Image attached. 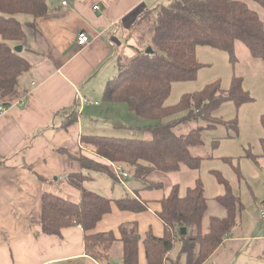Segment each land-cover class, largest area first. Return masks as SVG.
<instances>
[{"label": "trees", "instance_id": "16d2710c", "mask_svg": "<svg viewBox=\"0 0 264 264\" xmlns=\"http://www.w3.org/2000/svg\"><path fill=\"white\" fill-rule=\"evenodd\" d=\"M250 1H256L264 8V0H170L147 7L134 27L135 32H142L144 38L138 43L139 47L134 48L133 55L117 58L116 74L104 87V100L124 102L133 114L148 122L149 119L155 120L139 127L143 132L149 131L151 137L83 134L81 142L84 147H92L100 158L123 165L129 176L132 173L147 187L160 189L163 186L148 180L150 175L173 173L179 171L181 165L198 168L205 156L194 155L191 148L203 144L204 129L225 122L213 113L214 110L228 100L242 105L252 101L253 97L245 89L243 78L234 76L227 90L222 89L219 81H214L199 92L185 93L177 104L167 105V98L173 82L197 79L203 65L196 53L198 45L225 50L236 60V43L242 40L254 58L264 60V21L259 12L250 7ZM0 11V98H3L14 93L21 76L31 67V63L14 48V42L26 39L24 24L16 15L27 13L35 19L48 15L54 8L48 0H0ZM29 24L34 26L35 21ZM148 47L153 48L152 53L146 52ZM180 112H186V115L174 117ZM78 114L72 111L64 126L77 121ZM200 118L205 120L204 126L185 134L175 132L176 125ZM261 124L264 127V115ZM235 126L238 127L236 123ZM261 147L264 155V137ZM58 150L78 160L87 171L107 173L115 181L120 180L113 165L87 156L82 150ZM250 157L258 163L257 156ZM4 160L0 158V163ZM236 170L240 175L238 166ZM88 177L83 173L68 175V181L82 191L79 201L73 202L49 191L43 194L41 232L61 236L63 228L79 225L84 231L85 250L90 258L108 261L114 243L121 241L123 264H139L141 236L137 222L120 224L119 239L114 231L92 230L104 214L112 210L113 201L85 188L83 182ZM217 177L227 188L224 194L214 198L222 208L217 214H208L210 198L205 195V185L200 178L184 195L180 193V185L174 184L170 194L160 199L162 209L158 214L163 220L165 233L158 237L149 231L144 238L148 264H166L177 242H180L179 254L171 264H179L182 255L186 257V264H203L226 238L240 232L245 205L220 172ZM114 201L124 210L145 211L148 208L147 200L135 195L127 194ZM183 227L187 229L185 234L182 233Z\"/></svg>", "mask_w": 264, "mask_h": 264}, {"label": "crops", "instance_id": "0c3cea01", "mask_svg": "<svg viewBox=\"0 0 264 264\" xmlns=\"http://www.w3.org/2000/svg\"><path fill=\"white\" fill-rule=\"evenodd\" d=\"M168 1L48 0L54 8L48 15L35 19L27 13L16 15L24 24L26 39L13 44L22 45L20 54L31 67L21 76L14 93L0 98V107L5 108L0 111V158H5L0 163V264H123L121 241L114 243L110 259L100 262L86 254L81 226L65 227L61 236L41 232V199L46 191L73 202L81 199V189L68 181V175L74 173L89 176L83 186L113 201L112 210L92 230L114 231L119 239L120 224L137 222L141 236L139 264H148L143 240L149 231L158 237L165 233L158 214L162 209L160 199L182 180L181 171L171 173L170 181L168 177L161 181L160 189L147 187L137 179L118 191L109 174L87 171L78 160L58 149L82 150L87 156L109 163L84 147L83 134H101L98 130L102 128L114 131L122 126L134 131L146 124L130 111L129 119L111 118L110 124L101 127L102 119L109 117L108 110L127 108L124 102H108L109 107L98 111L96 105L100 102L88 94L100 95L108 77L116 74L117 58L139 47L142 37L133 32L141 13ZM32 21L34 26L29 24ZM83 30L91 39L80 46L77 37ZM81 96L91 103L80 105ZM72 111L79 113L78 120L64 126ZM188 183V187L195 186L192 179ZM127 194L147 200L148 208H119L114 200ZM241 225L240 232L226 238L203 264H264L261 205L245 221L243 216ZM171 254L166 264L176 260ZM180 258L179 264H186V257Z\"/></svg>", "mask_w": 264, "mask_h": 264}, {"label": "rangeland", "instance_id": "374dc122", "mask_svg": "<svg viewBox=\"0 0 264 264\" xmlns=\"http://www.w3.org/2000/svg\"><path fill=\"white\" fill-rule=\"evenodd\" d=\"M249 4L252 9L254 8L259 12L261 19L264 21V8L256 1H250ZM137 35L144 38L142 32ZM145 41H147V38ZM133 53L134 51H131L129 56L133 55ZM196 53L203 63L199 69L197 79L173 82L171 94L167 98V105L179 103L185 93L199 92V90L214 81H219L222 89L227 90L231 87L234 76L243 78L242 83L245 89L249 91L251 97H253V100L244 102L242 105H237L233 100H228L214 110L213 113L225 122L222 124L218 123L213 128L204 129L202 133L203 144L192 147L191 151L194 155L205 157L201 165L196 169L181 165L179 171L182 173V180L177 184L180 185V191L183 194L188 189L189 179L195 181L200 178L205 185V195L210 198L208 214H217L222 208L214 198L217 195L224 194L227 190L225 184L218 181L217 172H220L230 183L233 192L242 198V202L245 205L243 210L245 221L249 214L257 210L258 206H260L259 203L264 201V155L261 147V140L264 137V127L261 124V118L264 115V60L254 58L242 40L236 43V60L232 59L229 52L210 45H198ZM113 75L108 77L107 80L113 78ZM97 80L99 81V79ZM104 93L105 88L100 95L88 94L91 96L90 98L100 102V105H96L98 111L109 107L107 106L108 102L104 100ZM86 103H91V101ZM123 104L127 109L117 108L114 111H107L109 117L102 119L104 124L101 127L110 124L109 119L111 118L129 119L131 112L127 104ZM85 105L83 104V106ZM87 109L85 113L88 112ZM184 115H186V112H180L174 117H182ZM141 120L146 123L155 121L149 119L150 121L147 122L148 120L145 118H141ZM235 123L238 126L237 128ZM205 124V120L201 118L199 120H187L185 123L176 125L174 130L177 134H185L189 130ZM116 129L112 131L110 128L108 130L102 128L98 131L102 132L101 134L128 138L144 139L151 137L149 131L143 132L141 129L131 131L124 126L116 127ZM250 156H257L258 163ZM109 163L111 166L114 164L111 161ZM237 166L240 168V175L237 173ZM121 167L124 168L123 165ZM169 175L171 173L159 172L148 176V180L161 183L168 177L170 181ZM133 180L137 179L131 173L129 177L124 178L125 184L117 180L114 186L118 191L125 190L126 184ZM207 222L208 219L206 218L205 223ZM179 250L180 242H177L171 256L176 259Z\"/></svg>", "mask_w": 264, "mask_h": 264}, {"label": "built area", "instance_id": "2783aa9c", "mask_svg": "<svg viewBox=\"0 0 264 264\" xmlns=\"http://www.w3.org/2000/svg\"><path fill=\"white\" fill-rule=\"evenodd\" d=\"M63 4H67V1H63ZM99 7V5H96V9ZM91 37L89 35L88 32H86L85 30L80 31L77 37V43L80 46H84L85 44H87L90 41ZM80 101V105L86 104V102H90V100H88L87 98L85 99L84 97H80L79 98ZM4 106L0 107V111H4ZM113 167L115 169V172L119 175L120 180H124L125 177H128L129 174L128 172L124 171L123 168L121 167V165H115L113 164ZM262 206H263V216H264V201L262 202Z\"/></svg>", "mask_w": 264, "mask_h": 264}, {"label": "water", "instance_id": "95a60500", "mask_svg": "<svg viewBox=\"0 0 264 264\" xmlns=\"http://www.w3.org/2000/svg\"><path fill=\"white\" fill-rule=\"evenodd\" d=\"M14 48H15V50H16L17 52H21V51L23 50L22 45H20V44H19V45H15ZM146 52H147V53H152V52H153V48L148 47V48L146 49ZM182 233H183V234L187 233V229H186L185 227L182 228Z\"/></svg>", "mask_w": 264, "mask_h": 264}]
</instances>
